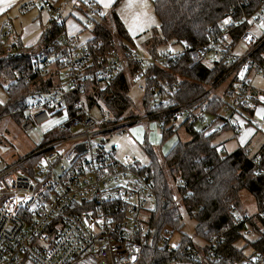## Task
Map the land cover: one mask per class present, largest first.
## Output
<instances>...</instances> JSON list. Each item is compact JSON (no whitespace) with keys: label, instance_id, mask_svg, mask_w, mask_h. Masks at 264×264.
Returning a JSON list of instances; mask_svg holds the SVG:
<instances>
[{"label":"built area","instance_id":"obj_1","mask_svg":"<svg viewBox=\"0 0 264 264\" xmlns=\"http://www.w3.org/2000/svg\"><path fill=\"white\" fill-rule=\"evenodd\" d=\"M81 1L76 0L74 6ZM85 3L86 23L94 29L106 13L94 0ZM45 7H53L58 23L64 22L61 5L46 0ZM226 18H230V23L224 24L219 33H210L203 43L179 48L168 45L150 52L148 57H141L119 39L105 42L94 33L83 41L67 33L59 35L39 52L43 71L62 63L60 78L66 83L33 93L27 104L15 108L11 115H23L20 118L25 131L50 124L54 116H65L56 126L66 130L68 136L35 147L36 150L21 156L25 157L23 160L17 158L11 166L0 169V264H20L24 260L34 264L139 263L147 236L153 230L149 219L155 207V178L145 164L129 156L120 158L117 148L108 146L103 134L121 129L124 124L108 110L94 113L82 91L89 80L113 82L121 72H126L133 87L143 94L153 92L155 109L143 115L155 120L162 133L170 126L176 129L181 122L189 127L205 126L209 133L216 134L230 129L238 137L242 126L234 115L247 107L253 97L249 75L253 72L264 76V53L260 58L256 54L264 36L249 30L242 32L238 40L245 45L244 51L237 49L235 36L246 23H264V0L251 15L238 16V8L233 6ZM6 29L2 33L5 38L11 31L8 22ZM19 53L11 44L4 51ZM209 53L217 61L228 63L226 75L236 79L221 108L223 116H219L221 110L210 113V99L168 101L170 92L178 89L183 79L176 69L182 58L186 57L189 67H194L207 60ZM72 92L80 95L73 115L67 105ZM258 97L262 99L264 94ZM143 115L128 118L133 123ZM209 115L214 121L221 119V124L216 125ZM254 125L260 126L258 122ZM36 155L39 157L34 162L28 160ZM23 161L25 164L20 165ZM2 162L0 155V168ZM177 181L183 183L182 177ZM233 210L237 223L253 216L237 207ZM146 212L150 215L145 216ZM260 213L264 215V207ZM167 238L168 234L162 235L161 242ZM221 240L211 238L210 253L215 252ZM174 244L178 248V242L172 241L171 247ZM170 264H206L204 244L190 246L186 262L176 259ZM235 264H264V253L258 251L253 258L237 260Z\"/></svg>","mask_w":264,"mask_h":264},{"label":"trees","instance_id":"obj_2","mask_svg":"<svg viewBox=\"0 0 264 264\" xmlns=\"http://www.w3.org/2000/svg\"><path fill=\"white\" fill-rule=\"evenodd\" d=\"M119 3L120 0H117L112 6L110 16L105 14L94 27L93 33L96 38L108 42L111 39L121 41L123 37H128V31L116 11ZM261 4L262 0H153L154 11L160 21V33L153 34L145 44L150 45L149 53L162 45L177 48L185 45V42L193 46L199 45L210 33H219L227 13L233 6L238 8L240 16L243 13L251 15ZM249 27L250 23L240 27L235 42ZM62 34H66L64 23H58L56 18L51 22L49 33L42 36L38 45L26 47L22 44L9 43L19 50V54H4L6 46L9 45L7 43L9 36L5 38L2 33L0 34V80L3 78L10 80L5 88L8 101L0 104V117L11 115L15 108L25 106L33 93L49 91L66 83V80L62 81L60 78L62 63H56L43 71V61L38 55L51 40ZM263 53L264 41L257 48V57H262ZM229 68L228 63L217 60L210 66L205 60L194 67H189L188 59L183 57L176 67L183 78L182 82L178 89L170 92L168 101L188 102L198 97L207 98L210 99V113L219 112L227 102L233 86L228 87L223 96L213 94L212 88L226 79ZM129 77L128 73L121 72L113 82L89 80L82 91L87 106L92 111L95 108L99 109V112L108 110L115 114L118 120L124 118L122 114L131 106ZM90 86L92 90L93 87H100L101 99L89 92ZM79 96L75 92L68 95L67 105L71 115L75 112L74 103ZM142 97V104L144 106L145 103L144 108H147V112L154 110L153 92L148 90ZM104 107L107 109H103ZM11 116L23 117L22 114ZM209 119L214 121L215 118L209 115ZM186 127L192 138L189 141L177 140L163 157V161L159 159L153 146L149 144L142 146L150 159L146 166L155 178L156 200L149 219L153 230L147 236L148 243L144 246L138 264H170L176 259L181 262L187 261L189 247L196 245L191 236L183 234L178 241V248L171 247L172 234L168 236L164 245H161L165 227H174L173 232L182 230L176 228L181 223L180 205L184 206V211L194 220L195 233L204 241L206 264H235L237 260L251 259L258 251L264 253V215L260 213L264 207V145L254 155L243 147L223 154L218 147L220 143L214 142L218 134L207 133L205 126ZM177 128L168 127L163 132L164 139L172 136ZM67 133L66 130H59L57 126L48 129L44 140L36 149L56 138H65ZM38 157L31 156L28 160L35 161ZM165 168L177 184L181 204L173 203L174 188L165 175ZM179 176L182 177L183 183H178ZM244 189L255 197L258 212L246 222L237 223L233 209L234 207L241 209L240 193ZM248 230L255 233L254 239L247 236ZM213 236L221 237L222 240L215 247V252L210 253Z\"/></svg>","mask_w":264,"mask_h":264},{"label":"rangeland","instance_id":"obj_3","mask_svg":"<svg viewBox=\"0 0 264 264\" xmlns=\"http://www.w3.org/2000/svg\"><path fill=\"white\" fill-rule=\"evenodd\" d=\"M127 3L128 0H120V3L116 7V11L119 14L122 22L124 23L128 31V37H123L121 41L125 46L135 50V52H137V54H139L141 57H148L149 53L147 52L146 48L149 49L150 45L147 46L145 42L148 39H151L153 34L160 33V21L153 8V0H147V3L149 5L147 11L151 17H154V23H150L149 26L144 27L142 30H135L134 32L129 30L130 25H132V16L127 11H124L125 5ZM136 11H139V9H136ZM105 13L107 14V16H110L111 11ZM80 18L81 21L84 22V25L86 26L85 30L89 32L91 28L90 27L88 28V26L85 24V17L83 19V17L80 16ZM262 24L264 23H255V22L251 23L249 27V31L252 32L254 35L264 36V28L259 27ZM167 46L168 45L159 46V49L160 50L164 49ZM239 47H241V45H239ZM243 47L245 48L244 44ZM215 60L216 59L213 56V54L209 53L207 63L211 65ZM234 78H235L234 75L227 76L226 79L219 86L212 88L213 93L221 94V92L226 90L228 87L233 86L234 82L236 81V79ZM249 78L253 82L252 95L264 92V76L252 72L249 75ZM9 82L10 80H8L7 78L6 79L3 78L0 80V100L4 101L3 103H0L1 105L7 103L8 101V93L5 88L8 86ZM99 88H100L99 86L93 87L92 90V86H90L89 92L94 93V97L100 98ZM129 94L131 99V106L129 107L128 110H126L122 114L123 117L125 116L131 117L129 115H133V114H138V115H143L144 113L147 114V108L146 107L144 108L145 103L144 106L142 104L143 91L141 89H137L133 87L131 78L129 83ZM251 103H253L252 100L249 101V105L252 106ZM107 106L109 105L107 104ZM103 109H107V108L104 107ZM96 110L97 112H99V109L95 108L93 109L94 113H96ZM252 110L253 109H250V106H247L238 109L237 112L238 113L241 112L245 114L246 123L248 126L249 125L253 126L256 122L260 124V128L258 129L259 132L254 137L253 140L254 143L253 145L250 144L248 149L250 154L254 155L257 153V149L259 148L258 146H261L264 143V120L260 118V116H258L257 113L256 114L252 113ZM110 114L116 118L115 114L113 113ZM223 115H225V112L224 110H221L219 112V116H223ZM142 117L144 118V116ZM65 119H66L65 116H62L60 118L56 117L47 126L34 127V129L30 131H25L22 127V123H23L22 118H13L9 114L0 117V153H1L0 155L2 156V161H3L1 163L0 169L4 170L5 168L11 166L12 164L15 163L17 158L23 160L25 157H21V156L35 149V147H37L44 140L45 133L48 129L54 128L57 125V123L63 122ZM234 120H238V118L235 115H234ZM214 123L216 125L221 124V119L215 120ZM246 123L240 122V125L242 126V132L240 133V135L244 132L246 128ZM153 125H155V127H153ZM177 125H178L177 131L174 133V135L170 136L167 139H164V135L162 131L159 130L157 122L153 120L149 121L148 119H143V121H141L140 123L133 125V128L127 127V129H124L122 131L118 129L114 131L113 130L108 131L103 134V137L107 140L108 146H115L117 148L118 157L124 158L125 156H129L132 160H139L142 164L148 165L150 159L142 147L144 144H149L153 146L155 148L157 156L159 157V159L163 161V157L171 150L175 142H177L175 140L180 139L182 141H189L192 138V135L191 133L188 132L186 125L182 124L181 122H178ZM134 129L136 131H133ZM55 130L58 131L57 129ZM72 131L77 132V128H73ZM207 133H209V131H207ZM227 136L230 137L228 138L229 139L228 141L229 143H231L230 147H227L228 152L227 151L223 152L224 147L221 144L218 146L219 149L223 152V154L230 153V151L232 152L233 148L237 144V138L233 137V134L230 130H225L219 133L214 141V142H216V140L221 141ZM21 164L23 165L25 164V162L23 161L20 163V165ZM164 170L166 172L165 175L167 179L174 188L175 196L173 203L177 205L181 204V195L177 192V187H176L177 184L173 179V177L170 176L168 170L166 168ZM240 198H241L242 210H246L251 216L255 215L258 212L257 201L255 197L248 190L246 189L242 190L240 193ZM164 203L166 205V202ZM180 206L181 207L179 210L181 212L180 213L181 223L180 225L176 226V228L178 229L181 228L182 229L181 232L179 231L173 232L175 228L168 226L164 228L165 232H163L162 235L167 236L168 234V236H170L172 234L171 240L178 242L181 240L183 234H187L193 238L196 245L204 244V241L200 238V236L196 235L195 233L194 220L191 219V217L186 213V211H184V206L183 205ZM148 214L150 215V213L146 212L144 215L146 216ZM166 232L168 233L166 234ZM247 236L250 237V239H254L256 237L255 233L251 232L250 230H248ZM164 243H165L164 241L161 242V245H164ZM242 244H244V242H242ZM249 251L251 253V250Z\"/></svg>","mask_w":264,"mask_h":264},{"label":"crops","instance_id":"obj_4","mask_svg":"<svg viewBox=\"0 0 264 264\" xmlns=\"http://www.w3.org/2000/svg\"><path fill=\"white\" fill-rule=\"evenodd\" d=\"M45 1L46 0H3V2L0 3V34L8 30L6 29L7 22L10 23V26H11V31L9 33V38L7 41L8 44L17 43V44H22L26 47H32L34 45H38L42 40L41 39L42 36L47 35L49 33L51 22L52 20L57 18L58 13L53 7H50V8L45 7ZM49 1L53 2L54 5L62 6V14L64 16L63 23H64L67 34L77 36L82 41L87 40L93 36V28L90 27L91 30L87 32L85 30L86 26L84 25V22H82L80 18V16H82L83 19L85 17V24L87 25L86 8H85V5H86L85 2L87 0H82L77 6H74V2L76 0H49ZM94 1L97 4L101 5L105 12H108L112 10V6L117 0H113L111 5L107 8L104 7V4L101 3L100 0H94ZM247 30H249V28ZM236 44L238 47L237 49L239 51L245 50V48L243 47V43H241L239 40H237ZM239 45H241V47H239ZM149 49L146 48L148 53H149L148 51ZM224 92L225 90L221 92V94L220 93L218 94L223 95ZM260 94H264V92L254 94L253 97L251 98L253 102L251 103L252 106L248 105L250 106V109H253L252 113L254 114H256L259 109H264V102L262 101L261 98L258 97ZM236 117L238 118L237 121H239V123L240 122L246 123L245 114L241 112L239 113L237 112ZM260 118L262 117L260 116ZM143 119H146V118L142 117L139 121L130 123L131 118L128 119V117H124L120 119L121 122H123L124 126L121 129L118 128V130L122 131L124 129H127V127L133 128V125L140 123L141 121H143ZM147 119L149 121L151 120L149 118ZM262 119L264 120V118ZM124 122L128 124H125ZM259 128H257L255 125L248 126L246 123V128L244 132L238 137L234 136L233 132L230 129H226V130H230L233 134V137L237 138V144L233 148L232 152L240 147L249 149L250 144L253 145L254 143L253 140H254V137L258 134ZM249 129H251V132L248 131ZM242 137H243V140L241 139ZM228 138L230 137L227 136L221 141L216 140V142L220 143L226 149L227 152H228L227 147H230V144H231L229 143ZM261 146H258L259 148L257 147L258 148L257 152L260 150ZM20 264H34V263L29 260H24Z\"/></svg>","mask_w":264,"mask_h":264},{"label":"snow or ice","instance_id":"obj_5","mask_svg":"<svg viewBox=\"0 0 264 264\" xmlns=\"http://www.w3.org/2000/svg\"><path fill=\"white\" fill-rule=\"evenodd\" d=\"M2 2L3 0H0V3ZM100 2L104 4L105 8H107L111 5L113 0H100ZM148 7L149 5L147 3V0H128V3L125 5L124 11H127L132 16V25H130L129 28L130 31L134 32L135 30H142L144 27L149 26L150 23H154V17H151L147 11ZM136 9H139V11H136ZM101 14L103 15L104 13ZM223 23H230V18H226ZM259 27L264 28V24L260 25ZM169 51L175 50L169 49ZM241 78H243V73H241ZM262 99H264V97H262ZM3 102V100H0V103ZM257 115L264 118V109H259L257 111ZM153 127H155V125H153ZM133 131L136 130L134 129ZM248 131L251 132V129H249ZM241 139L243 140V137ZM175 247H177V245L174 244L173 248ZM132 259L134 260L135 257H132Z\"/></svg>","mask_w":264,"mask_h":264}]
</instances>
